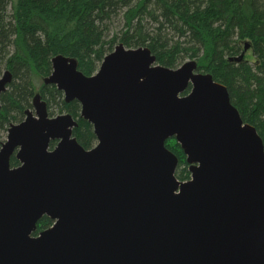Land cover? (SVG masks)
<instances>
[{"label":"water","instance_id":"obj_1","mask_svg":"<svg viewBox=\"0 0 264 264\" xmlns=\"http://www.w3.org/2000/svg\"><path fill=\"white\" fill-rule=\"evenodd\" d=\"M52 68L47 83L81 104L98 143L81 147L76 121L51 117L39 95L11 125L0 150V264H264V143L226 86L195 61L171 69L123 44L91 77L62 55ZM11 81L6 72L0 97ZM170 139L190 181L176 177ZM44 216L54 224L34 236Z\"/></svg>","mask_w":264,"mask_h":264},{"label":"trees","instance_id":"obj_2","mask_svg":"<svg viewBox=\"0 0 264 264\" xmlns=\"http://www.w3.org/2000/svg\"><path fill=\"white\" fill-rule=\"evenodd\" d=\"M120 44L147 47L157 65L171 69L195 61L199 72L227 87L242 120L264 143V0H0V79L12 75L0 97V150L38 95L51 117L70 115L77 123L73 137L93 149L97 137L81 104L68 103L47 83L52 60L72 58L91 77ZM166 148L178 159L177 179L190 181L181 145L170 139ZM19 165L14 155L11 166ZM53 224L44 216L33 235Z\"/></svg>","mask_w":264,"mask_h":264},{"label":"rangeland","instance_id":"obj_3","mask_svg":"<svg viewBox=\"0 0 264 264\" xmlns=\"http://www.w3.org/2000/svg\"><path fill=\"white\" fill-rule=\"evenodd\" d=\"M12 1H16V0H12Z\"/></svg>","mask_w":264,"mask_h":264}]
</instances>
